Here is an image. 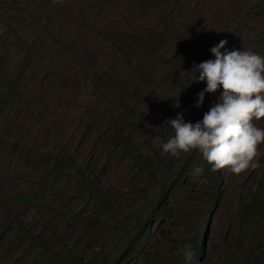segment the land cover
Segmentation results:
<instances>
[{
    "label": "rangeland",
    "instance_id": "1",
    "mask_svg": "<svg viewBox=\"0 0 264 264\" xmlns=\"http://www.w3.org/2000/svg\"><path fill=\"white\" fill-rule=\"evenodd\" d=\"M222 39L229 50L264 55V0H12L0 7V264H46L19 223L57 253L66 246L81 264L97 245L101 259L122 254L127 238L115 225L132 232L190 154L162 151L173 135L167 121L182 113L194 123L189 110L203 118L219 95L206 93L197 107L206 84L193 81L195 66L214 59L210 49ZM255 123L264 127V118ZM133 149L152 165L161 158L170 165L157 183L139 174ZM258 152V168L220 169L224 196L211 215L202 184L173 193L162 204L164 220L118 264H183V248L205 220L197 264H264V214L243 230L238 218L264 183V143ZM60 153L82 166L107 212L71 173L58 178L51 170Z\"/></svg>",
    "mask_w": 264,
    "mask_h": 264
},
{
    "label": "clouds",
    "instance_id": "2",
    "mask_svg": "<svg viewBox=\"0 0 264 264\" xmlns=\"http://www.w3.org/2000/svg\"><path fill=\"white\" fill-rule=\"evenodd\" d=\"M227 44L220 40L210 49L214 59L195 66L198 75L193 82L206 84L196 106L203 105L206 93L219 92L216 101L197 122L186 121L182 113L168 120L173 135L161 147L172 157L196 151L213 171L227 168L240 174L260 167L255 158L264 143V127L255 122L264 118V55L251 49L229 50ZM203 171L202 166L192 169L195 176ZM182 259L183 264H197L191 244L184 246Z\"/></svg>",
    "mask_w": 264,
    "mask_h": 264
},
{
    "label": "trees",
    "instance_id": "3",
    "mask_svg": "<svg viewBox=\"0 0 264 264\" xmlns=\"http://www.w3.org/2000/svg\"><path fill=\"white\" fill-rule=\"evenodd\" d=\"M154 1L155 0H147L148 3ZM11 2L12 0H0V7L3 9L4 7L10 5ZM184 105L187 109L188 103L186 102ZM189 113L194 121L197 122L202 120L197 112L195 113L194 106L189 110ZM132 126L140 131H146V129L141 127L140 124H134ZM130 157L139 174L149 183H157L160 171L170 168V165H168L165 159L162 158L159 160V164L152 165L150 160L142 156L134 149L130 151ZM195 157H199L201 159L195 162ZM196 166H202L204 169L203 173L199 176L193 175L192 172V169ZM50 167L51 170L56 173L58 178L64 176V172L68 171L71 173L77 181L78 188L87 192L89 197L101 208V210L107 212V201L105 196L87 177V174L82 166L76 163L71 157L65 155L64 153H60L56 159L54 158V162H50ZM171 175L172 178H169V181H165L160 184V192L158 195L159 199L155 204V208L146 216L137 218L135 229L132 232L117 224L115 225V229L122 232L127 238L126 246L123 249L124 251L122 254L118 258H110L102 254L101 259L100 254L103 252L101 251V247L97 245L93 260L89 261L87 264H118L120 259H124L122 263L131 259L145 240L146 234H148V230L150 229L152 223L154 224V222L157 223L164 220L166 213L162 211L164 210V206L162 204L165 205V203L170 201L173 193L181 189L184 190L188 185H195L198 187V185L202 184L203 186L201 187L203 188V194L206 196V200L203 201L205 210L209 215L216 211L224 196L221 170L213 171L211 169V165L204 161L198 152L193 151L190 152L188 158L184 161L181 167L171 173ZM42 184H45V182H42ZM262 214H264V183H260L256 190L248 195L245 202H243L242 207L239 209V228L243 230L244 227L247 226L248 220L259 219ZM207 221L208 220H205L203 224L206 225ZM204 225L200 233L197 234L194 239L188 240V243H191V246L195 250L196 254H201L203 252L202 244L206 237V228ZM19 227L21 236H23L24 239H26L39 251L46 264H81L77 261L78 259L76 255L73 254L66 246L63 247V250L57 253L54 249L46 247L36 235L32 234L24 226L23 223H19ZM51 229L54 234H56L57 231L53 227H51ZM225 241L227 240L225 239ZM98 256L99 260H96Z\"/></svg>",
    "mask_w": 264,
    "mask_h": 264
},
{
    "label": "bare ground",
    "instance_id": "4",
    "mask_svg": "<svg viewBox=\"0 0 264 264\" xmlns=\"http://www.w3.org/2000/svg\"><path fill=\"white\" fill-rule=\"evenodd\" d=\"M209 6V5H208ZM212 6V5H211ZM185 8V7H184ZM185 11V10H184ZM178 15H179V13H178ZM129 16V15H128ZM177 16V15H176ZM114 165V164H113Z\"/></svg>",
    "mask_w": 264,
    "mask_h": 264
}]
</instances>
